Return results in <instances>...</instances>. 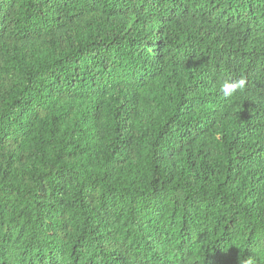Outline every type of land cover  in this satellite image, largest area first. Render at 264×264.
<instances>
[{
  "label": "trees",
  "instance_id": "16d2710c",
  "mask_svg": "<svg viewBox=\"0 0 264 264\" xmlns=\"http://www.w3.org/2000/svg\"><path fill=\"white\" fill-rule=\"evenodd\" d=\"M249 260L264 0H0V264Z\"/></svg>",
  "mask_w": 264,
  "mask_h": 264
},
{
  "label": "clouds",
  "instance_id": "9594fccd",
  "mask_svg": "<svg viewBox=\"0 0 264 264\" xmlns=\"http://www.w3.org/2000/svg\"><path fill=\"white\" fill-rule=\"evenodd\" d=\"M245 87L244 80H223L220 82V91L224 97H232L235 95L240 89ZM249 264H252V261L249 260Z\"/></svg>",
  "mask_w": 264,
  "mask_h": 264
}]
</instances>
